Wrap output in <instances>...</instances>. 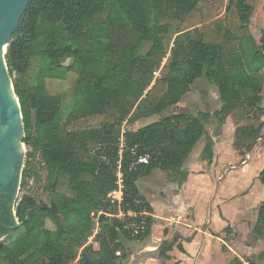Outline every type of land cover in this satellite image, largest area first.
Instances as JSON below:
<instances>
[{"label":"trees","instance_id":"obj_1","mask_svg":"<svg viewBox=\"0 0 264 264\" xmlns=\"http://www.w3.org/2000/svg\"><path fill=\"white\" fill-rule=\"evenodd\" d=\"M259 1H30L6 50L26 127L21 186L42 180L46 170V188L55 197L47 203L26 193L15 216L8 207L13 226L0 221V264H121L126 241L144 240L156 223L141 178L159 169L181 181L204 136L201 157L211 164L215 141L206 126L214 121L219 130L230 115L235 149L244 155L253 148L264 130V51L250 29ZM62 35L67 40L57 47ZM125 62L131 77L123 72L119 88L113 74ZM199 78L217 87L221 107L165 115ZM53 82L58 91H50ZM152 116L162 117L123 132L124 124ZM141 154L150 155L148 163L138 162ZM118 172L124 181L120 205L108 197L118 187ZM258 178L264 184V169ZM62 179L73 197L56 192ZM73 200L84 207L76 217L68 214ZM132 221H144L145 230L134 234L126 227ZM253 233L264 236V201Z\"/></svg>","mask_w":264,"mask_h":264},{"label":"crops","instance_id":"obj_2","mask_svg":"<svg viewBox=\"0 0 264 264\" xmlns=\"http://www.w3.org/2000/svg\"><path fill=\"white\" fill-rule=\"evenodd\" d=\"M211 123L214 127L208 130ZM211 123L206 128L207 135L215 141L212 163L201 157L207 143V136H204L199 141L202 146L198 152L192 156V151L184 164L185 174L181 181H155L144 188L147 195L142 194L154 209L152 215L156 223L151 234L143 240L142 252L128 251V257L122 264H232L234 259H240L243 264H264V252H261L263 239L253 233L264 201V188L261 191V186H257L260 185L258 176L264 169V146L257 142L256 154L253 146L241 155L233 145L237 126L232 115L219 130L216 122ZM226 130L233 134L231 149L225 138ZM238 157L241 158L240 170L237 169ZM225 166H230V170ZM236 169L241 174L232 177L229 183V188L233 189L229 194L232 195L217 198L215 182H223L225 172ZM155 171L150 176H154ZM237 190H241V193L237 194ZM246 198H251V201ZM238 199L247 200L240 207L246 210L242 211L239 223L224 210L226 202ZM251 208L256 212L252 213ZM251 221L255 224L249 227Z\"/></svg>","mask_w":264,"mask_h":264},{"label":"rangeland","instance_id":"obj_3","mask_svg":"<svg viewBox=\"0 0 264 264\" xmlns=\"http://www.w3.org/2000/svg\"><path fill=\"white\" fill-rule=\"evenodd\" d=\"M250 29L251 32L253 33L257 43L262 46V50L264 51V0L259 1L256 4V7L254 9V12L252 14L251 17V24H250ZM67 40V36H58L56 39V46L60 47L62 46L65 41ZM167 61V59L164 60L163 66L165 65V62ZM128 66V72L126 73V67ZM125 72L126 77L128 76V79H130L131 77V66L128 62L123 63L119 69L113 74V79L115 84L119 87V88H123V85L119 82V76ZM73 84V79H71L68 83H65L63 85V90H67L69 89ZM50 91H58L60 89V87H58V85L56 83H52L50 84ZM263 98H264V93H263ZM221 98H220V94L218 92V89L215 85H212L210 83H208V81L205 78H199L197 79L194 84L192 85V90L182 99V101L179 103V105H175L172 108H170L167 112H165V115H169L172 113H181V112H194L197 113L198 111H216L217 109H219L221 107ZM162 116H154L148 120H140L138 122H136L133 125H129V124H124L123 126V130H127V129H132V130H137L139 128H141L144 125H147L149 123L155 122L157 120H160ZM264 119V116H263ZM224 126V125H223ZM213 123L208 125V130L212 129ZM217 128V127H216ZM218 131H216L217 134ZM264 133V130H263ZM226 140L228 143V147L231 149V137L233 136V134L231 133V131H227L226 130ZM258 141V140H257ZM261 142V145L264 146V140H259L258 143ZM199 143L194 147L193 149V153L192 156H194V154H196L200 148ZM255 146L254 145V152H255ZM24 151L25 154L28 151L27 146L25 145L24 147ZM257 152H255L256 154ZM253 155V154H252ZM238 168H241V158L238 157ZM228 167V170H230V166H225ZM24 169V167H23ZM236 169V170H237ZM234 170V171H230L229 173L225 172V179L223 182L218 183V181L215 182V191H216V196L217 198L219 197H228L229 192H232L233 189L232 187L229 188V183H231L232 177H238L239 174H241L239 172V170ZM159 171V172H158ZM155 175L154 176H148V177H143L138 181V186L139 188L142 190L141 192H144L146 195L147 193L145 192L144 188H147L148 186H150V182H159V181H167L169 180L168 176L166 173L164 172H160L159 169H157L155 171ZM222 174L224 175V172H222ZM242 182V179H241ZM22 183V173L20 170V176H19V181H18V186H17V190L13 199V215L15 214V206L17 201H19L24 194L26 193H30L33 194L39 201H44L47 203H51L52 199H54L55 197V192L48 190L46 187L50 185V182L47 179V171L44 170L42 172V180L40 181H35L32 180L29 182V186L27 188H24L21 186ZM260 185L257 186H261L259 187V189L262 191V189L264 188V184L261 183L259 181ZM30 188V189H29ZM262 188V189H261ZM257 189H255L256 191ZM241 190H237V194L238 192H240ZM57 193H63V194H68L72 196V193L69 191L68 187H67V183L65 180H61L59 186L56 189ZM241 193V192H240ZM73 197V196H72ZM248 199V201H251V198H246ZM243 200V199H238V200H233L231 202H226L224 205V210L226 212L227 215H229L230 218L234 219V221H236L237 223H239V221L241 220V216H242V211L246 210V209H241L240 207H243V204L245 201L247 200ZM72 209L71 211L68 213L71 217H76L77 215H79L83 210L84 207L79 203L76 202L75 200L72 201L71 203ZM220 209V207H218ZM254 208V206H253ZM251 212L255 213V209L253 211V209L251 208ZM15 222L16 223H20V220H18L17 217H15ZM255 224V223H254ZM254 224H252V221L249 222V227H252ZM241 225V224H239ZM48 227L51 229H54L55 226L54 224L48 220ZM261 239H263V247L261 249V252H264V236L261 237ZM90 241H92V238L90 239ZM143 245L144 242L143 240L140 241H126V247L127 250L130 253H133L134 251L138 252V254H140V252H142L141 250L143 249ZM95 246L98 247V244L95 243ZM124 262V261H123ZM122 262V263H123ZM121 263V264H122Z\"/></svg>","mask_w":264,"mask_h":264},{"label":"water","instance_id":"obj_4","mask_svg":"<svg viewBox=\"0 0 264 264\" xmlns=\"http://www.w3.org/2000/svg\"><path fill=\"white\" fill-rule=\"evenodd\" d=\"M30 1L0 0V192L16 182L12 205L20 170L22 173L26 161L23 141L26 127L20 100L15 92L14 79L7 65L6 50Z\"/></svg>","mask_w":264,"mask_h":264},{"label":"built area","instance_id":"obj_5","mask_svg":"<svg viewBox=\"0 0 264 264\" xmlns=\"http://www.w3.org/2000/svg\"><path fill=\"white\" fill-rule=\"evenodd\" d=\"M160 71L161 70H157L154 72V77L155 79L160 76ZM154 79V81H155ZM125 130H123L124 132ZM264 138H259L258 140H262ZM125 145H126V140H125V137L124 135L121 136L120 138V153L122 154L123 151H124V148H125ZM132 153L133 154H137V147L135 146L133 149H132ZM150 160V155L149 154H141L138 156V162L139 163H148ZM117 185L118 187L113 190L110 194H109V198L111 200V202L113 204H117V205H120L122 200H123V197H124V181H123V177H122V173L121 172H118V182H117ZM130 215H136V213L130 211L129 212ZM119 217H123L125 216V213L120 211V213L118 214ZM126 227L128 229H131L134 234H138L140 233L141 231H144L145 230V222L143 221L142 223H138V222H135V221H132V222H129L127 223ZM118 254H120V252H118Z\"/></svg>","mask_w":264,"mask_h":264},{"label":"flooded vegetation","instance_id":"obj_6","mask_svg":"<svg viewBox=\"0 0 264 264\" xmlns=\"http://www.w3.org/2000/svg\"><path fill=\"white\" fill-rule=\"evenodd\" d=\"M15 187H16V182L14 181L10 185L6 186V188L0 192V221L4 222V226L7 228H11V226H13L10 224V219L7 214V209L10 205H12V197L15 191Z\"/></svg>","mask_w":264,"mask_h":264},{"label":"bare ground","instance_id":"obj_7","mask_svg":"<svg viewBox=\"0 0 264 264\" xmlns=\"http://www.w3.org/2000/svg\"><path fill=\"white\" fill-rule=\"evenodd\" d=\"M17 97V96H16ZM18 99V98H17Z\"/></svg>","mask_w":264,"mask_h":264}]
</instances>
